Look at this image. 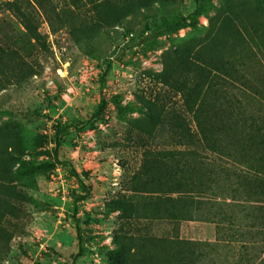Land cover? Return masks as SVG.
<instances>
[{
  "label": "rangeland",
  "instance_id": "obj_1",
  "mask_svg": "<svg viewBox=\"0 0 264 264\" xmlns=\"http://www.w3.org/2000/svg\"><path fill=\"white\" fill-rule=\"evenodd\" d=\"M137 1L106 0L103 8L100 0L0 4V264H110L108 251L132 256L140 243L146 264H169L183 241H215L214 224L183 220L181 204L173 218L167 201L155 197L172 193L167 179L160 191L152 186L150 158L171 162L160 152L176 137L116 102L164 103L162 94L174 107L179 97L170 103L159 78L172 53L203 47L216 56L220 35L264 63L263 0H211L192 25L157 37L164 15L189 17L197 0L164 7L143 0L152 5L141 9ZM117 16L123 20L115 26ZM103 100L102 119L87 123ZM71 166L89 173V193ZM114 200L127 209H113Z\"/></svg>",
  "mask_w": 264,
  "mask_h": 264
},
{
  "label": "trees",
  "instance_id": "obj_2",
  "mask_svg": "<svg viewBox=\"0 0 264 264\" xmlns=\"http://www.w3.org/2000/svg\"><path fill=\"white\" fill-rule=\"evenodd\" d=\"M153 1L160 7L168 4V0ZM105 2L97 4L103 8ZM210 2L197 0L189 17L164 15L152 37L171 35L192 25L189 22H195ZM134 4L137 9L150 8L152 1ZM18 6L14 2V7ZM102 13L107 16L104 9ZM122 20L117 16L115 26ZM215 41L220 45L216 56L206 54L203 47L172 53L171 64L159 78L169 88L170 103L179 97L174 107H168L162 94L158 98L164 103L138 98L140 106L116 105L118 110H141L154 128L176 137L171 149L160 152L168 154L171 162L161 156L150 158L152 186L160 191L167 179L172 193L164 199L157 192L156 199L167 201L173 218L179 217L175 207L181 204L185 207L180 212L183 220L216 227L215 241H183V251L169 264H264V63L254 64L247 54L241 55L234 37L220 35ZM110 69L111 65L103 81ZM107 106L103 100L87 123L100 121ZM58 129L59 133L66 130L60 125ZM179 136L185 145L177 140ZM71 169L89 193L85 184L89 173ZM2 172L1 164L0 176L5 177ZM111 205L118 211L127 209V204L117 200ZM162 242L157 241V246ZM143 248L142 243L137 244L132 256L117 248L108 251L107 257L110 264H146Z\"/></svg>",
  "mask_w": 264,
  "mask_h": 264
},
{
  "label": "built area",
  "instance_id": "obj_3",
  "mask_svg": "<svg viewBox=\"0 0 264 264\" xmlns=\"http://www.w3.org/2000/svg\"><path fill=\"white\" fill-rule=\"evenodd\" d=\"M9 1H11V0H0V4L6 3V2H9Z\"/></svg>",
  "mask_w": 264,
  "mask_h": 264
}]
</instances>
